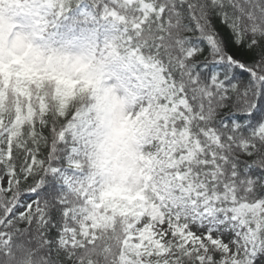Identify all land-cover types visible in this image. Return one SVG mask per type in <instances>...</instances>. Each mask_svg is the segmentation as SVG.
Segmentation results:
<instances>
[{"label":"snow or ice","instance_id":"obj_1","mask_svg":"<svg viewBox=\"0 0 264 264\" xmlns=\"http://www.w3.org/2000/svg\"><path fill=\"white\" fill-rule=\"evenodd\" d=\"M0 264H264V0H0Z\"/></svg>","mask_w":264,"mask_h":264}]
</instances>
